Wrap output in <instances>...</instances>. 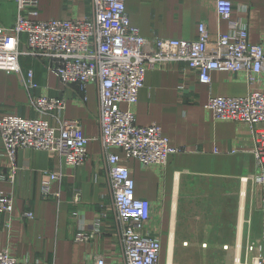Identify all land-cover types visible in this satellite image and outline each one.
Returning <instances> with one entry per match:
<instances>
[{"label": "crops", "instance_id": "crops-1", "mask_svg": "<svg viewBox=\"0 0 264 264\" xmlns=\"http://www.w3.org/2000/svg\"><path fill=\"white\" fill-rule=\"evenodd\" d=\"M125 1L131 24L149 39L195 40L201 23L212 35L229 30L217 13V0ZM230 1L232 18L248 24L249 41H264V0ZM17 14L15 0H0V26L12 27ZM93 14V0H39L41 20ZM21 65L34 70L39 87L27 89L18 74L0 70V116H41L58 126L55 117L37 111L30 99L63 97L66 106L60 116L81 122L89 138L88 158L73 167L58 153L21 148L13 172L0 137V195L10 194L14 201L12 212L0 213V250H8L19 264H95L98 257L105 264H126L107 153L100 141L98 85L82 91L78 84H64L40 57L23 56ZM251 88L243 72L216 71L210 83H202L185 62L163 61L146 73L137 102L121 105L132 110L137 124H158L170 145L183 149L165 164L151 166L127 159L119 148L110 149L129 168L136 197L151 203L145 233L161 243L160 264H245L247 245H260L253 238L264 230L261 197L254 193L259 185L244 181L257 172L253 136L246 125L215 119L206 107L211 96H243ZM52 172L63 175L52 184L59 196L46 198L42 182ZM248 184L254 188L250 196ZM77 194L80 200L74 202ZM24 212H32L33 218ZM98 219L100 234L76 242L78 228L91 229Z\"/></svg>", "mask_w": 264, "mask_h": 264}, {"label": "built area", "instance_id": "built-area-1", "mask_svg": "<svg viewBox=\"0 0 264 264\" xmlns=\"http://www.w3.org/2000/svg\"><path fill=\"white\" fill-rule=\"evenodd\" d=\"M15 1L18 14L14 25L0 26V70L18 74L27 89L38 88L34 70H24L21 58L40 57L47 70L64 84H78L82 91L92 83L99 87L100 141L107 153L126 264H160L161 243L145 233V225L151 218L150 201L136 197V183L129 168L110 149L119 148L127 159H136L144 166L163 165L170 155L183 151L170 145L158 124L139 125L132 110L121 107L137 102L146 73L160 62H185L197 72L202 83H210L216 71L245 74L252 87L246 95L211 96L206 107L215 119L242 123L251 131L257 172L244 181L261 186L264 212V41H249L247 22L232 18V1L217 0L216 5L218 15L228 22V32L212 35L201 23L198 37L191 41L142 36L131 24L125 0H93L92 17L48 20L38 18L39 0ZM22 36L26 37L25 42ZM30 104L40 113L55 117L60 124L54 126L41 116H0V137L12 171L21 148L58 153L68 165H84L89 138L79 120L61 118L66 106L64 98L33 96ZM62 176L54 172L47 174L42 182L44 197L59 196L53 192L52 184ZM79 200L77 194L74 202ZM13 207L10 194L0 195V213H10ZM23 216L34 215L24 212ZM101 222L102 219L96 220L91 229L79 227L75 241L93 240L101 232ZM247 249L253 252L256 247L248 245ZM0 264H19V261L8 250L1 249ZM95 264H105V259L98 257ZM251 264H264V238Z\"/></svg>", "mask_w": 264, "mask_h": 264}, {"label": "rangeland", "instance_id": "rangeland-1", "mask_svg": "<svg viewBox=\"0 0 264 264\" xmlns=\"http://www.w3.org/2000/svg\"><path fill=\"white\" fill-rule=\"evenodd\" d=\"M248 185L249 186H247V191H248V194L250 196V195H252L254 188H253L252 185H250V184H248ZM254 191H255L254 193L256 195L259 194V197H261V187L258 186V188H255ZM258 204H260V198H259V203ZM248 209H250V206L247 204V214L249 212ZM253 238L259 239L260 240L259 242H260V245H261L262 244V241H263V238H264V230L261 231L260 234L254 235ZM249 245H254V244H249ZM260 245H254L256 247V250L253 251V252L248 251V249H247L248 248V245H247V248H246V257H245V264H251V263H253L254 258L257 256V248ZM231 264H232V262H231Z\"/></svg>", "mask_w": 264, "mask_h": 264}]
</instances>
